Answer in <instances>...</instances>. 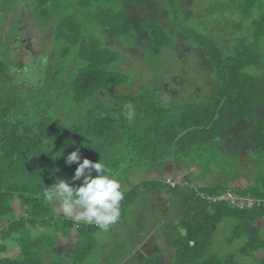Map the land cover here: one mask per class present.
<instances>
[{"label": "trees", "instance_id": "trees-1", "mask_svg": "<svg viewBox=\"0 0 264 264\" xmlns=\"http://www.w3.org/2000/svg\"><path fill=\"white\" fill-rule=\"evenodd\" d=\"M26 1L27 15L20 9L13 29L22 33L20 47L33 42L36 51L27 54L37 72L24 82V69L0 59V218H8L0 264H100L92 256L105 231L55 217L56 205L43 198L44 187L73 183L78 165L66 157L77 148L80 162L100 160L119 182L131 170L157 175L121 189L120 218L137 212L139 226L138 213H149V229L161 224L168 264H239L235 255H209L213 230L227 219L235 222L229 242L242 240L241 255L264 251V0ZM33 21L45 42L24 36ZM163 55L189 67L177 93L126 71ZM22 82L31 85L21 89ZM188 84L194 91L181 93ZM127 103L136 110L131 122ZM245 159L255 178L241 190L231 180L243 175ZM192 165L214 176L208 188L193 183L200 176ZM178 171L186 184L172 188L164 175ZM229 191L253 203L221 199ZM145 201L148 210L140 207ZM74 228L77 241L58 254ZM9 240L20 249L16 256L6 255ZM135 248L136 240H124L113 264H164L161 254L145 259Z\"/></svg>", "mask_w": 264, "mask_h": 264}, {"label": "rangeland", "instance_id": "rangeland-1", "mask_svg": "<svg viewBox=\"0 0 264 264\" xmlns=\"http://www.w3.org/2000/svg\"><path fill=\"white\" fill-rule=\"evenodd\" d=\"M27 1L26 0H0V59H2L3 62H5L8 66L11 64L15 66L18 70V68L21 67L24 72V82H28L31 80V77H34L35 75L33 74L34 72H37V66H35L33 62L32 55L30 56L27 53L31 52L29 51L28 47L32 46V50L36 51L35 48L33 47L34 44L31 42L29 45H22L20 47V44H18V39L20 38V35H22L20 28L15 31L13 29V26L20 22L22 19V14L27 15ZM29 28V29H28ZM28 32H26V35L28 37H34L35 39H40L43 42H45L44 38H42V35L39 34L42 32V30L38 27L35 21H33V25H28L27 27ZM11 41V45L9 48L5 46L2 41ZM24 40H22V44ZM13 42V44H12ZM19 48V50H18ZM148 55L146 54V57ZM21 65V66H20ZM23 65V67H22ZM187 65L185 63L181 62H176L175 60L171 59L170 56L168 55H163L159 59H149L147 61V66L141 68L139 71H133V70H126L128 74H131V77H146L148 79V82L150 83L149 87L153 88L156 85L160 86V83L167 82L165 84V88H167V85L171 86V91L173 93H177V85L176 80L178 77L185 79L184 75H187L189 71H186L189 69V67H186ZM132 72V73H131ZM29 78L28 80L26 79ZM188 77V75H187ZM21 80L19 76H15L14 80ZM32 80L35 81V78ZM186 80V79H185ZM182 80L178 84V86H182ZM189 82V80H188ZM31 83V82H30ZM21 89H26V86H29L31 84H25L20 83ZM19 85V83H18ZM183 87V86H182ZM169 88V87H168ZM183 89V88H182ZM194 86L192 84H188L184 90L181 91V93L187 92L190 93L192 90L194 91ZM187 90V91H186ZM167 94L166 91H160L159 99H162L164 95ZM247 159L244 160L243 163V175L239 176L238 178H234L231 180V186H236V188L244 190L247 186L254 184V175L255 171L251 165H249ZM207 166H203L202 168L192 165L191 170H195L196 176H200L199 179L196 181L194 180V184H197L201 187H206L208 188L212 181H213V175L207 174L206 173V168ZM213 170V168L211 167ZM186 172V171H185ZM184 176V173L182 171H178L176 174H166L164 175V179H169L172 178L174 179L177 183H184L182 181V177ZM157 177L155 173H146L145 175L142 176V171H137V170H131L129 172L124 173V178L119 182L121 185V189L123 187H127V183L129 182L131 185L132 184H139L143 181H146V179H153ZM217 180L220 181L222 177L217 174ZM218 187V186H217ZM155 194H153L154 197ZM221 199H226L229 200L232 204H238L241 207L245 205V203H248L250 206L253 203V200L249 198H245L243 196H239L237 193H234L232 191H229L227 194H225ZM175 201V200H174ZM173 201V202H174ZM167 202V201H166ZM172 202V203H173ZM157 204V201L154 202ZM150 206H152L151 202L148 203V201L144 202V204L140 205L141 208L146 207V209H150ZM165 206V203H164ZM56 208V207H55ZM58 206L56 208V214L55 217L60 218V215H62L60 212H57ZM161 212H164V209H160ZM167 210V209H166ZM167 213V212H164ZM137 212H130L127 216L124 215L119 220L115 223L114 228L111 230L102 232V235L100 236L99 240L102 241L101 245L99 248H97L92 256V262H97L101 264L103 259H107L108 263L113 264V255H114V249L123 241H130L135 242L136 240V251H141L145 255V259L147 257H150V255L159 253L162 256L163 263L168 264L171 260V250L167 248L166 243L163 238L162 233H158V229L161 227V224H153L152 228H150L149 225V220H148V214L143 215V213L139 212L138 216H142L141 218L144 219V223L141 224L139 222L138 224H135L136 218H137ZM150 214H153L151 212ZM126 218V219H124ZM138 220V219H137ZM8 218H0V228L2 226H5L7 223ZM170 221H174L173 219ZM57 222H59V219H57ZM122 222V224H121ZM143 222V221H142ZM164 222V221H162ZM137 223V222H136ZM260 226L264 225V219L261 221L260 219ZM235 222L231 219H227L224 222H222L220 225L216 226L213 230V237H212V246L209 250V255H217L220 257H225L228 255H235L236 260L239 264H264V251H260L256 254L257 257H246L240 254L239 248L242 246V240H235V242H229L230 237L232 236L231 232L232 229L234 228ZM150 230V231H149ZM48 234H51L54 232V228L50 226V229H46ZM39 232V231H38ZM38 232H35L34 234H37ZM76 233L77 229L74 228L71 232L70 235L66 238H62L61 241H63V244L61 243L58 245V249L56 252L58 254L68 252L72 245L77 241L76 238ZM149 233V235H148ZM158 235V236H157ZM147 236V237H145ZM9 246L11 248L15 249L14 243L11 244V241L9 240ZM17 249L18 246H16ZM10 248V247H9ZM10 248V249H11ZM11 250L9 251L11 254H8V257H13L16 251ZM14 252V254H13ZM54 252V251H53ZM54 252V254H57ZM112 254V255H111ZM108 255V256H107ZM58 258V257H57ZM97 260V261H96ZM54 261V260H53Z\"/></svg>", "mask_w": 264, "mask_h": 264}, {"label": "clouds", "instance_id": "clouds-1", "mask_svg": "<svg viewBox=\"0 0 264 264\" xmlns=\"http://www.w3.org/2000/svg\"><path fill=\"white\" fill-rule=\"evenodd\" d=\"M124 109L125 118L133 121L136 115L134 105L127 103ZM80 161L78 148L67 155V165H78L72 177L73 183L60 179L50 187H44L43 198L58 205L64 217L76 222L94 223L101 230L108 231L120 218L121 185L100 160L92 162L84 158ZM77 181L79 185L73 186Z\"/></svg>", "mask_w": 264, "mask_h": 264}, {"label": "crops", "instance_id": "crops-1", "mask_svg": "<svg viewBox=\"0 0 264 264\" xmlns=\"http://www.w3.org/2000/svg\"><path fill=\"white\" fill-rule=\"evenodd\" d=\"M153 179H154V178H153ZM57 206H58V205H56V208H57ZM57 212H60V213L62 214V212H61V210L59 209V207H58ZM60 216H61V217H64L63 214L60 215ZM62 244H63V241H61V245H62ZM18 248H19V247H18ZM13 249H14V248L10 249L9 251H11V250H13ZM16 250H17V251H16ZM9 251H7V254H6V255L11 254ZM14 251L17 252V253H15V254H14V252H13L14 256H16V255L20 252V249H17V247H15Z\"/></svg>", "mask_w": 264, "mask_h": 264}, {"label": "built area", "instance_id": "built-area-1", "mask_svg": "<svg viewBox=\"0 0 264 264\" xmlns=\"http://www.w3.org/2000/svg\"><path fill=\"white\" fill-rule=\"evenodd\" d=\"M166 183L170 185L172 188H175L177 186V182L172 178H169L168 180H166Z\"/></svg>", "mask_w": 264, "mask_h": 264}]
</instances>
